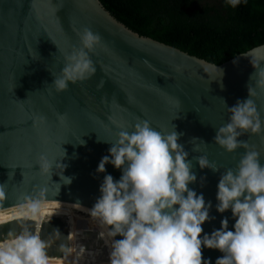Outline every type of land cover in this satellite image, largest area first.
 I'll return each instance as SVG.
<instances>
[{"label":"water","instance_id":"1","mask_svg":"<svg viewBox=\"0 0 264 264\" xmlns=\"http://www.w3.org/2000/svg\"><path fill=\"white\" fill-rule=\"evenodd\" d=\"M83 27L101 38L89 52L96 72L87 80L69 82L66 90L57 93L50 84L64 66V54L79 47L78 32ZM260 68H264V43L212 63L140 35L100 0H0V210L36 200L91 208L103 176L111 174L117 180L121 175L111 164L105 165L106 173L96 172L111 147L102 140L115 142L119 131H131L134 123L147 120L157 131L181 133L178 143L189 153L197 177L189 187L213 205L209 215L215 219L204 222L201 236L218 229L224 217L229 218L231 230L235 222L231 210L216 212V185L225 169L235 170L245 150L227 152L213 137L229 120L227 108L249 98L250 85L256 92L250 98L264 119V89L257 86L255 76ZM101 79L103 87L97 88ZM58 114L65 116L63 123ZM37 115L44 116L46 123L34 125L32 117ZM238 139L254 146L264 164V134L245 133ZM41 153L66 165L62 174L71 182L64 183L62 169L55 164L42 174L37 164ZM200 155L219 170L201 169L196 161ZM201 176L205 177L202 187ZM42 217L44 222L20 217L1 223L0 241L28 229L49 242L48 257H67L71 242L67 216ZM201 251L210 264L223 255L203 246ZM58 264L109 261L97 257Z\"/></svg>","mask_w":264,"mask_h":264},{"label":"clouds","instance_id":"2","mask_svg":"<svg viewBox=\"0 0 264 264\" xmlns=\"http://www.w3.org/2000/svg\"><path fill=\"white\" fill-rule=\"evenodd\" d=\"M242 3L247 0H225L232 8ZM78 35L79 47L64 54V66L50 84L57 93L66 90L69 82L87 80L96 72L89 52L101 38L88 27L80 29ZM255 76L257 86L264 89V68ZM103 84L101 79L97 88ZM255 95L250 85L249 98L237 100L227 108L229 120L213 137L227 152L245 150L235 170L225 169L216 185L215 209L218 213L231 210L235 221L231 230L229 218L224 217L218 229L201 236L204 222L215 219L209 215L213 205L205 201L203 193L189 187L197 177L187 159L189 153L178 143L181 133L160 132L147 120H139L131 131H119L115 142L98 138L111 147L108 155L100 159L96 172L106 173V164L121 171L117 180L111 174L103 176L100 195L89 208L90 216L105 229L99 236L110 248L109 264H210L202 257V246L223 254L215 264H264V164L260 163V153L254 146L238 139L245 133L264 134V119L250 98ZM32 119L34 125L46 123L42 115ZM57 119L63 123L65 116L58 114ZM196 161L201 169L219 170L204 155L197 156ZM37 164L42 174L55 164L62 169L60 176L64 183L71 182L70 177L63 176L66 165L59 160L53 162L41 153ZM204 181L201 176V187ZM2 188L0 185V195ZM40 208L38 200L28 204L33 217L40 213ZM53 232L60 235L58 230ZM117 236L120 238L116 239ZM48 246L49 242L38 232L25 229L11 240L0 242V264H49ZM68 251L65 248L66 254ZM80 251L84 249L81 247Z\"/></svg>","mask_w":264,"mask_h":264},{"label":"trees","instance_id":"3","mask_svg":"<svg viewBox=\"0 0 264 264\" xmlns=\"http://www.w3.org/2000/svg\"><path fill=\"white\" fill-rule=\"evenodd\" d=\"M140 35L220 64L264 43V0H100Z\"/></svg>","mask_w":264,"mask_h":264},{"label":"rangeland","instance_id":"4","mask_svg":"<svg viewBox=\"0 0 264 264\" xmlns=\"http://www.w3.org/2000/svg\"><path fill=\"white\" fill-rule=\"evenodd\" d=\"M40 204V213L36 217L31 216V214L28 212V205L0 211V224L20 217H29L40 220L43 215H47V210L54 208V205H56L55 202ZM60 210L64 211L63 214L67 215L68 217L73 214L81 216L84 222L83 232L85 233L86 237L84 238V236H80L78 234H70L72 253L65 258L48 257L50 258L49 262H59L72 257H81L84 255H89L88 258L95 256H108L110 248L106 245L105 239H102L99 236V233L105 229L90 216L88 209H84L76 205L59 204L55 210L56 212H50L48 215H61V212H59ZM81 247L84 249L82 253L80 251Z\"/></svg>","mask_w":264,"mask_h":264},{"label":"bare ground","instance_id":"5","mask_svg":"<svg viewBox=\"0 0 264 264\" xmlns=\"http://www.w3.org/2000/svg\"><path fill=\"white\" fill-rule=\"evenodd\" d=\"M48 202H55L56 205H54V208L52 209H49L47 210V214H49L50 212H56V208L57 206H59V204H70V205H75V204H72V203H65V202H58V201H40V203H48ZM29 203L27 204H23V205H28ZM23 205H19V206H15V207H20V206H23ZM76 206H79V205H76ZM15 207H11V208H15ZM84 209H88L86 207H83V206H80ZM11 208H7V209H11ZM7 209H3V210H0V211H4V210H7ZM89 210V209H88ZM59 212H61L60 214L61 215H64V211L60 210ZM67 220H68V223L70 224V234H78L80 236H84V238L86 237L85 236V233L83 232L84 231V222L81 218V216L79 215H76V214H73L71 216H67ZM13 237L11 238H5L3 239L2 241L0 242H6V241H9L11 240ZM72 253V248H71V244H70V253ZM89 255H84V256H81V257H72L70 259H66L64 261H59V262H49V264H58V263H69V262H79V261H90L94 258H97V257H107L108 256H95V257H91V258H88ZM49 261H50V258H49Z\"/></svg>","mask_w":264,"mask_h":264},{"label":"flooded vegetation","instance_id":"6","mask_svg":"<svg viewBox=\"0 0 264 264\" xmlns=\"http://www.w3.org/2000/svg\"><path fill=\"white\" fill-rule=\"evenodd\" d=\"M48 215V214H47ZM65 215V214H64ZM65 216H67V215H65Z\"/></svg>","mask_w":264,"mask_h":264}]
</instances>
